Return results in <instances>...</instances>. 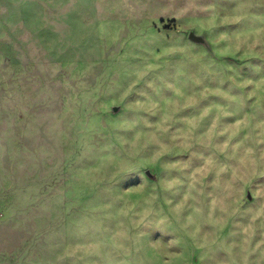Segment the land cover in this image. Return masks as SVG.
<instances>
[{
	"label": "rangeland",
	"instance_id": "rangeland-1",
	"mask_svg": "<svg viewBox=\"0 0 264 264\" xmlns=\"http://www.w3.org/2000/svg\"><path fill=\"white\" fill-rule=\"evenodd\" d=\"M0 264H264V0H0Z\"/></svg>",
	"mask_w": 264,
	"mask_h": 264
},
{
	"label": "water",
	"instance_id": "water-1",
	"mask_svg": "<svg viewBox=\"0 0 264 264\" xmlns=\"http://www.w3.org/2000/svg\"><path fill=\"white\" fill-rule=\"evenodd\" d=\"M190 38L198 43L205 42V37L203 35H198L194 30L191 31Z\"/></svg>",
	"mask_w": 264,
	"mask_h": 264
}]
</instances>
